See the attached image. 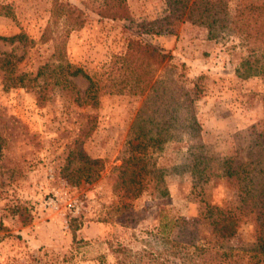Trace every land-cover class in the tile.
Wrapping results in <instances>:
<instances>
[{"label": "rangeland", "instance_id": "rangeland-1", "mask_svg": "<svg viewBox=\"0 0 264 264\" xmlns=\"http://www.w3.org/2000/svg\"><path fill=\"white\" fill-rule=\"evenodd\" d=\"M56 1L81 9L82 26L65 25L53 13ZM189 1L126 0V20L98 15L100 0H0L12 11L0 14V35L24 33L33 40L0 41V53L12 52L20 58L17 70L32 76L38 66L60 62L51 57L59 45L62 62L92 75L109 69L112 56L123 54L131 38L167 51L192 88L201 135L193 139L180 129L178 138L165 141L152 155L162 176L121 208L112 193L113 167L129 154L143 97L99 92L94 104L78 101L88 85L81 76H68V85L60 86L43 75L33 86L6 89L0 69V264H190V243L253 252L252 216L241 218L234 235L218 239L200 213L206 205L228 208L238 202L235 180L216 174L217 167L226 158L233 164L245 160L253 143L247 129L264 119V80L236 75L249 53L246 42L185 20ZM247 1L260 0H226L228 12L236 14ZM140 23L154 33L140 34ZM181 118L185 127L183 113ZM77 149L102 161L94 180H83ZM70 150L75 157L67 163ZM194 157L203 164L195 168ZM205 164L209 170L200 173ZM160 215L165 227L159 226Z\"/></svg>", "mask_w": 264, "mask_h": 264}, {"label": "trees", "instance_id": "trees-1", "mask_svg": "<svg viewBox=\"0 0 264 264\" xmlns=\"http://www.w3.org/2000/svg\"><path fill=\"white\" fill-rule=\"evenodd\" d=\"M95 12L106 18L131 20L126 0H100ZM183 12L185 20L202 25L210 32L229 31L238 34L246 42L249 53L235 68L236 75L242 79L260 76L264 80V0L247 1L234 15L228 12L226 0H190ZM53 13H60L65 25L69 27H80L84 22L83 11L67 3L56 1ZM0 14L12 16L10 6L0 4ZM139 26L140 34L154 33L147 27L148 23H140ZM0 41L24 45L33 42L24 33L0 35ZM51 57L60 62L54 66L46 63L40 65L32 76L29 72L17 70L20 58L15 57L12 52H1L3 87L33 86L37 78L43 75L46 78L47 75L52 76L60 86H67L68 76H81L88 85L84 95L76 97L78 101L94 104L99 92L130 91L143 97L136 117L140 122L130 129L132 137L128 141L129 154L119 166L113 167L116 179L112 193L116 201L121 203V208L127 207L134 198L141 195L149 181H158L162 176L152 155L162 148L165 141L178 138L180 129L193 139H200V124L196 118L192 88L176 73L170 63L172 56L162 48L139 38H131L123 54L112 56V66L95 75L70 62H62L64 51L61 45L56 46ZM194 89L200 91L201 88L194 83ZM261 99L264 109V90ZM182 113L187 124L185 127L180 125ZM166 115L169 116L165 120ZM170 120L172 122L167 123ZM247 132L252 136L253 143L245 160L233 164L232 159L226 158L219 163L216 173L235 180L238 189L237 204L228 208L206 205L200 217L207 221L218 239H227L235 234L242 217L252 216L256 231L253 252L247 253V249L234 247L215 250L204 243H190L192 251L186 257L190 264H264V119L259 125H250ZM254 147L256 149L252 151ZM72 151L74 152L70 150L67 155V163L72 162L75 157ZM76 154L83 163L82 167H78L84 174L83 180L88 182L97 178L102 169V161L91 158L78 149ZM193 160H197L193 164L195 168L197 164H203L197 157ZM207 170L209 169L205 164L200 173ZM201 175L207 179L205 173ZM156 186L161 195L168 194L166 187ZM163 219L160 215V227H165Z\"/></svg>", "mask_w": 264, "mask_h": 264}]
</instances>
